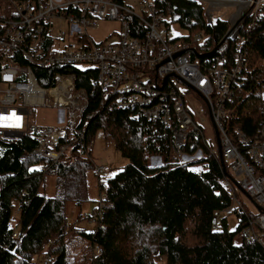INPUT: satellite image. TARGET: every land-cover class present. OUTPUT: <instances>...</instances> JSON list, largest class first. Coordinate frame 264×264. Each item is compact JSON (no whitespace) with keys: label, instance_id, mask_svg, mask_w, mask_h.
<instances>
[{"label":"trees","instance_id":"1","mask_svg":"<svg viewBox=\"0 0 264 264\" xmlns=\"http://www.w3.org/2000/svg\"><path fill=\"white\" fill-rule=\"evenodd\" d=\"M156 3L171 22L188 32L184 40L204 32L205 44L196 49L208 55L230 29L223 19L209 24L203 5L194 0ZM132 21L137 23L134 18ZM253 27L249 34L245 27L242 30L249 37L243 46L248 68L229 103L233 110L231 127L246 133L255 132L263 116L264 11ZM235 47V41L227 39L217 55L231 62ZM54 71H38L40 83L52 86ZM95 78V69L91 68L80 71L76 81L89 97L80 129L91 142L102 130L128 160L119 173L100 186L104 192L103 227L88 231L78 226L81 220L90 223L91 213L79 216L76 223H69L67 218L68 203L81 205L88 200L87 178L95 168L93 157L73 156L54 163L31 154L37 142L29 135L7 139L0 134V264H30L41 254L51 259L50 264H158L163 258L166 264H264V232L259 231L263 244L250 243L244 237L245 218L221 184L225 174L219 154L210 153L213 145L193 132L184 151L195 156L201 149L203 156L179 162L172 131L135 120L128 111L104 107V94L94 83ZM154 157L162 164L151 166ZM197 163L205 170H192ZM50 175L56 178L55 197L42 192ZM227 210L239 220L234 231L229 230L226 218L217 219ZM15 211L17 228L12 224ZM238 235L242 238L239 244L235 241ZM96 249L101 253L94 255Z\"/></svg>","mask_w":264,"mask_h":264},{"label":"built area","instance_id":"2","mask_svg":"<svg viewBox=\"0 0 264 264\" xmlns=\"http://www.w3.org/2000/svg\"><path fill=\"white\" fill-rule=\"evenodd\" d=\"M156 1L138 0L135 8L129 0H1L0 134L9 132L11 139L29 135L37 142L31 154L54 163L73 156L91 159L94 143L80 129L89 97L76 81L80 71L92 68L94 83L104 94L102 105L170 129L175 157L186 162L193 157L184 151L193 132L208 142L204 118L197 121L187 105L191 91L202 99L200 113L209 115L218 132L229 174L221 184L245 218L243 235L250 243L263 244L259 231L264 232V96L262 120L253 133L231 127L229 107L248 68L243 46L249 37L243 35L244 27L239 26L234 35L229 29V39L236 43L231 62L217 53L201 54L196 47L205 44V33L195 34L190 41L173 37L170 18ZM194 1L202 5L207 0ZM244 3L254 7L248 14L252 21L245 27L249 34L263 15L264 0ZM103 20L119 21L121 34L115 42L91 44L88 31ZM45 69L55 70L52 86L40 83L38 71ZM34 107L62 110L57 125L33 128ZM210 143V153L218 155V145ZM197 153L203 155L201 149ZM109 172V166L95 165L97 177ZM235 186L251 200L257 215L245 208ZM103 208L100 201L91 213L95 227H103ZM212 223L217 225L216 220ZM100 253L96 249L94 255ZM50 263L49 258L46 264Z\"/></svg>","mask_w":264,"mask_h":264},{"label":"rangeland","instance_id":"3","mask_svg":"<svg viewBox=\"0 0 264 264\" xmlns=\"http://www.w3.org/2000/svg\"><path fill=\"white\" fill-rule=\"evenodd\" d=\"M257 1V0H255ZM130 4L137 8L138 0H129ZM203 7L205 10L206 21L210 24H214L218 19H223L228 21L230 24V30L232 34L240 27H249L248 20L252 19L248 14L252 11L250 6H246L244 0H207L203 2ZM258 5V4H257ZM3 4L0 0V11L3 10ZM245 14V16H244ZM241 24V25H240ZM240 26V27H239ZM171 32L175 38H183L188 32L183 29L180 24L171 22ZM89 36L91 37V44H99L101 42H115L119 34H121V23L119 21H109L103 20L99 23L98 27L95 29H90L88 31ZM201 54L207 53L201 49ZM264 94V90H263ZM187 105L189 109L194 113L197 121H200L201 118H204L203 134L206 140L210 143L217 144L216 133L214 130V124L210 119L207 113L201 114L200 110L202 106L204 107L202 99H198L196 95L189 91V96L187 97ZM31 125L35 127H52L56 126L59 120V116L62 115V110L56 108H42L34 107L31 109ZM94 147L92 152V157L95 162V165L98 166H109L112 170L111 172L102 175L98 178L94 174V170L88 173L87 178V192L86 197L88 200L81 204L77 205L75 203H68L67 205V218L69 223H76L79 216L84 217L93 212L94 208H98L104 192L100 191L101 184H105L109 178L115 176L119 173L127 164L128 160L125 159L116 149V145L113 141L107 140L104 132L99 130L95 136ZM201 153H197L188 161H194L197 158L202 157ZM160 158L154 157L150 159V165H159ZM191 169L194 171L202 172L205 170L202 164H194L191 166ZM236 194L239 200L244 204L245 208L249 210L254 215H257V211L251 202L243 193L240 192L239 188L236 187ZM47 197H55L58 195L56 178L54 175L47 177L45 188L42 191ZM237 205V204H236ZM223 218L227 219L228 227L230 231H234L239 223L238 218L231 213L230 210L221 212L217 215V219L221 220ZM18 223V214L14 212L13 226L17 228ZM78 226L85 228L88 231L95 230V226L90 224L86 220H81L78 222ZM242 238L241 235H238L235 239L236 243L239 244ZM47 257L44 254L37 255L33 258L30 264H46ZM158 264H166L165 259H161Z\"/></svg>","mask_w":264,"mask_h":264},{"label":"water","instance_id":"4","mask_svg":"<svg viewBox=\"0 0 264 264\" xmlns=\"http://www.w3.org/2000/svg\"><path fill=\"white\" fill-rule=\"evenodd\" d=\"M230 32L229 31L225 37L223 38V40L220 42L219 46L215 47L214 50L209 53L210 55H214L215 53H217V51L219 50V47L220 45L225 42V40L229 39V35H230ZM216 132V138H217V145H218V149H219V156H220V162H221V166L223 168V172L226 176H229L228 172H227V168H226V164H225V161H224V158H223V155H222V149H221V144H220V140H219V136H218V132ZM5 138L7 139H11L12 138V134H10L9 132L8 133H5Z\"/></svg>","mask_w":264,"mask_h":264},{"label":"crops","instance_id":"5","mask_svg":"<svg viewBox=\"0 0 264 264\" xmlns=\"http://www.w3.org/2000/svg\"><path fill=\"white\" fill-rule=\"evenodd\" d=\"M160 164H162V161H161V159H160V161H159V165H160Z\"/></svg>","mask_w":264,"mask_h":264}]
</instances>
